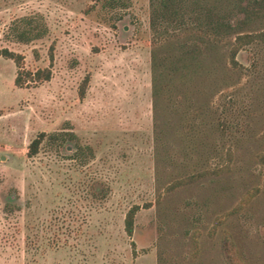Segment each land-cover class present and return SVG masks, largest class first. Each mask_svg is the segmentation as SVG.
Here are the masks:
<instances>
[{
	"label": "rangeland",
	"instance_id": "obj_1",
	"mask_svg": "<svg viewBox=\"0 0 264 264\" xmlns=\"http://www.w3.org/2000/svg\"><path fill=\"white\" fill-rule=\"evenodd\" d=\"M255 1L177 0L154 27L152 0L126 8L0 0V48L22 54L26 70L51 71L18 86L16 61L0 56V264H226L223 228L247 264H264V43L241 50L242 68L228 60L237 34L264 31V0ZM251 4L246 24L212 42L208 8L233 16ZM31 13L43 14L48 34L20 42L9 27ZM154 55L163 68H181L158 101ZM222 117L227 133L216 129ZM190 122L198 124L196 151L187 148ZM202 141L215 153L200 163ZM228 148L229 172L165 190L200 165H219ZM135 204L129 236L125 217Z\"/></svg>",
	"mask_w": 264,
	"mask_h": 264
},
{
	"label": "trees",
	"instance_id": "obj_2",
	"mask_svg": "<svg viewBox=\"0 0 264 264\" xmlns=\"http://www.w3.org/2000/svg\"><path fill=\"white\" fill-rule=\"evenodd\" d=\"M183 1V0H182ZM258 3H260V0H256ZM255 1V2H256ZM130 3V0H106L105 7L110 8H126ZM175 6L177 7V0H152V7H153V17H152V23L154 27H157L158 21L162 20V18H165L164 15L169 13H174L172 11L175 10ZM255 13L253 10V4H251V7L245 8L244 13L245 14H236L231 15L230 12H225V14H215L213 9L208 8V12L206 14L207 19V25L205 26L207 31V35L211 37L212 42L218 41L222 42V40L232 34V32L236 31L237 28H240L239 26L247 23V18L252 15V13ZM168 15H166L167 17ZM244 16V17H243ZM166 19V18H165ZM179 20H175V23L177 24ZM203 29V24L201 26ZM242 27V26H241ZM10 33L16 37V39L20 42L29 43L31 41L41 39L45 37L48 34L49 28L48 25L44 19L43 14L41 13H31V14H25L21 15L19 17H16L10 27ZM257 42H263L264 43V31L262 32H255L252 34H237L235 37V41L232 43V46L228 53V60L229 65L233 69H239L243 67V64L240 63L238 59V55L241 52V50L249 44L257 43ZM194 50V49H193ZM185 55H187V51H185ZM195 52L196 51H191ZM190 52V53H191ZM191 55V54H189ZM0 56H5L8 58H12L16 61L18 65V72L15 79V83L18 86H22L26 79L29 77L30 79L35 80L36 78L39 79H50L51 78V71L49 69H43L38 70L36 72H32L30 70H26L23 65V55L14 52L13 50H10L7 47L0 48ZM189 57V56H188ZM186 62L184 63V69H187V58ZM158 57L156 55L153 56L152 61V74H153V87H152V93L153 97L156 101H158V98H160L163 94H168L171 86V82H169V76L173 75V73H178V71L181 70V68L176 65H172L175 67V69L172 67L165 66L163 68L158 62ZM166 67H168L166 69ZM193 121V118H192ZM188 149L196 151L197 146L195 144V133L193 131L198 130V124L195 126L193 125V122L188 124ZM190 127L192 130H190ZM230 124L228 123V120H226L224 117L219 118L218 122L216 123V129L218 131H221L222 133H227L229 131ZM195 129V130H194ZM190 130V131H189ZM191 133V134H189ZM47 134L45 132L40 133L36 138H34L29 147H28V155L29 156H35L40 149V145L42 141L45 139ZM56 136V135H52ZM59 137H56V139ZM158 142L160 144L161 141H163L162 138V132L160 135H157ZM203 142V141H202ZM203 146L201 149V156H200V163L204 161V158L212 157L213 153L211 151H206V148ZM218 145V144H216ZM218 150V147L216 151ZM231 149L228 148V154L227 157L219 164L215 166H206L202 167L200 165L196 170L193 172L186 174L184 176L178 177L173 182L168 184L165 188L167 192L174 190L178 187H182L185 185H190L193 183H196L202 178L212 176V175H221L224 173H227L231 169V162H232V154ZM170 150L165 152L166 156L172 157ZM216 156V155H215ZM214 156V157H215ZM213 158V157H212ZM199 163V164H200ZM255 193H250L249 197L245 198L237 207L232 209L230 212H227L224 214V219L230 217L231 215L237 213L239 209H242L253 197ZM148 206V204H146ZM141 206L139 204H135L132 206L129 211L126 214L125 217V230L129 236L133 235L134 228H135V220L136 215L138 211L140 210ZM224 219H219L217 223H223ZM217 225L214 226L212 231L216 230ZM134 245V244H133ZM195 247L198 250L199 244L196 242ZM220 250L222 253V256L224 258V261L226 264H247V262L243 259V257L240 254L238 244L234 238L233 233L227 229L223 228L222 235H221V241H220Z\"/></svg>",
	"mask_w": 264,
	"mask_h": 264
}]
</instances>
